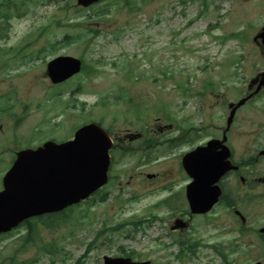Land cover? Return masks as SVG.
<instances>
[{
	"label": "rangeland",
	"instance_id": "obj_1",
	"mask_svg": "<svg viewBox=\"0 0 264 264\" xmlns=\"http://www.w3.org/2000/svg\"><path fill=\"white\" fill-rule=\"evenodd\" d=\"M15 4L12 18L0 20V191L19 150L70 140L91 122L123 137L147 122L169 121L175 134L204 121L207 138L210 123L225 128L230 100L253 94L257 84L250 89L251 83L264 74V47L254 42L264 28V0H117L87 9L76 0ZM57 56L81 60L86 72L53 85L47 65ZM235 121L232 160L251 163L246 174L264 176V160L256 164L258 144L264 146V88ZM254 132L260 137L249 136ZM179 153L164 158L159 151L160 159L144 168L142 155H119L109 187L72 208L70 220L45 217L1 235L0 264H103L105 257L127 256L151 264H264V186L252 181L244 188L232 177L224 185L245 225L221 204L209 217H193L188 232L172 233L180 216L159 203L164 187L185 182ZM142 171L160 177L143 185ZM248 192L254 199L244 200ZM153 215L160 221L149 222ZM243 228L246 235L239 234ZM175 239L200 243L180 260Z\"/></svg>",
	"mask_w": 264,
	"mask_h": 264
},
{
	"label": "water",
	"instance_id": "obj_2",
	"mask_svg": "<svg viewBox=\"0 0 264 264\" xmlns=\"http://www.w3.org/2000/svg\"><path fill=\"white\" fill-rule=\"evenodd\" d=\"M99 1L78 0V4L89 7ZM258 40L264 45V28L255 38L256 42ZM81 69L80 60L59 57L48 64V76L58 84L77 75ZM112 147L109 135L98 125L91 124L78 130L72 141L62 144L48 142L36 150L18 153L0 193V234L11 231L27 219L60 212L87 200L108 182ZM213 149L214 144L210 143L207 148L197 149L183 160L184 168L194 179L188 188L193 214H206L213 209L222 194L218 183L228 172L237 169L230 164L227 150L215 153ZM105 264L150 263L106 257Z\"/></svg>",
	"mask_w": 264,
	"mask_h": 264
},
{
	"label": "flooded vegetation",
	"instance_id": "obj_3",
	"mask_svg": "<svg viewBox=\"0 0 264 264\" xmlns=\"http://www.w3.org/2000/svg\"><path fill=\"white\" fill-rule=\"evenodd\" d=\"M228 107H229V112L231 116V100L229 102ZM168 123L170 124L156 122V124H158L157 126H154V125L150 126L151 123L147 122L143 130L136 132V133L125 132V134H123V137L121 135H114L113 131L111 132L107 128L109 135L113 139L114 145H115L113 149L111 150V156L113 158V161L117 159L119 155L120 156L124 155L127 157H135L137 155H142L141 161H144V163L141 164L140 167L144 168L150 164L151 165L155 164L153 156L155 155L156 151L164 150L167 153H173L177 150H181L183 145H186L188 143H193L194 139L195 141H199L196 147H199V146L204 147L211 140H221L227 137V145L231 150V135H233L232 132L234 130V124L232 125V127L227 126L226 128L224 127L220 128V126H216L214 127L215 131L213 130L212 132L213 134L211 133L210 136H207V138H205L204 131L202 130L203 129L202 125L200 127H196V129L192 128L189 131H183V129H179L177 133L173 134L172 131L174 129V125L171 124V122H168ZM234 123H236L235 120H234ZM259 133L261 132L259 131ZM156 134H161L163 136L162 137L156 136ZM249 136L253 138L260 137V135H258L255 132L250 134ZM193 137L195 138L193 139ZM190 139H193V140H190ZM255 140H256L255 143L258 144L259 139H255ZM222 147L223 145L219 144V148L222 149ZM248 150L245 151V155L247 154ZM263 152H264V146L258 144V148H257L258 154L256 156V164L259 163L261 160H264ZM250 153H251V150L249 151V155ZM249 166H252V164L251 163L246 164L245 162H243L241 166H239L240 169L237 172L230 173L228 177L225 179V181L227 180L229 181L228 185L231 184V175H233L234 179L236 178L239 179L240 184L244 188L250 186L251 181L254 184L264 186V176H258L257 171H255L254 174L251 172L254 175V177H252L250 173L246 174L244 172V170L248 168ZM149 174L142 171L137 175L139 178L142 179L141 184L144 185L147 181H151L153 183L156 179H158V177H160L159 174H156V177L150 180L148 179ZM144 178L146 179V181L144 180ZM242 178L244 179L243 182L241 181ZM188 183H189V179L187 178V181L183 188L184 190L186 189ZM165 190L168 191V197H169L168 199H165L166 203H172V204L179 205V206L183 205V204L180 205L178 200L169 201L174 195H177L174 192L175 191L174 185L166 186ZM246 198L249 200L254 199L253 197L249 196V192L247 193ZM229 203H231V196L229 199ZM227 210L229 214L231 215V212H232L231 207H228ZM232 214H236V210H234ZM228 234L230 236V246H229L230 253L229 254L231 257V226H230V231Z\"/></svg>",
	"mask_w": 264,
	"mask_h": 264
},
{
	"label": "trees",
	"instance_id": "obj_4",
	"mask_svg": "<svg viewBox=\"0 0 264 264\" xmlns=\"http://www.w3.org/2000/svg\"><path fill=\"white\" fill-rule=\"evenodd\" d=\"M6 7V10L5 11H2L3 8ZM17 10V4H15V0H5L3 3H0V20L1 19H5L6 21L10 20L12 18V10ZM87 70V67H84L83 69V72H86ZM62 97V96H60ZM1 115V114H0ZM101 201H105V198H102L101 197ZM64 220H67V216L64 218ZM39 221V220H38ZM43 222V221H41ZM29 226V228H31V225L30 223L27 224ZM31 238V236H30ZM263 240H264V237H263ZM177 243H179L182 247V251L181 253L179 254L178 256V259L180 260H183L184 259V255L187 254V253H190V254H194L197 250V247L199 246V244H196V243H190L189 245H185V243L183 241H177ZM89 251V250H88ZM217 251L225 258L227 259V256L222 253V249H217ZM47 252L49 254H51L53 257H56L57 256V251L56 250H47ZM86 256H84L85 258Z\"/></svg>",
	"mask_w": 264,
	"mask_h": 264
}]
</instances>
